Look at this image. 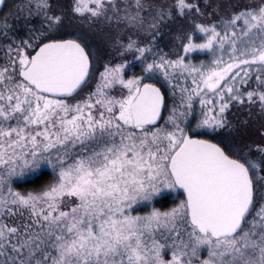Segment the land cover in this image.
Returning <instances> with one entry per match:
<instances>
[{"label": "snow or ice", "instance_id": "snow-or-ice-1", "mask_svg": "<svg viewBox=\"0 0 264 264\" xmlns=\"http://www.w3.org/2000/svg\"><path fill=\"white\" fill-rule=\"evenodd\" d=\"M0 264H264V0H0Z\"/></svg>", "mask_w": 264, "mask_h": 264}]
</instances>
